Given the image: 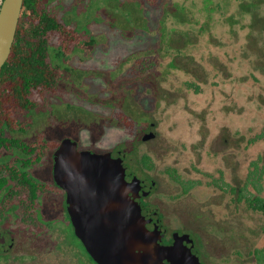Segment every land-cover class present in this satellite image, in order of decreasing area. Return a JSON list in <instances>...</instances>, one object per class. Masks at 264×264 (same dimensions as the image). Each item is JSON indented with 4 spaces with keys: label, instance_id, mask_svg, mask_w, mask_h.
<instances>
[{
    "label": "rangeland",
    "instance_id": "rangeland-1",
    "mask_svg": "<svg viewBox=\"0 0 264 264\" xmlns=\"http://www.w3.org/2000/svg\"><path fill=\"white\" fill-rule=\"evenodd\" d=\"M45 3L91 41L62 58L52 38L62 77L24 114L27 132L14 135L120 150L127 172L156 182L148 205L178 227L190 221L208 239L215 254L208 264H259L247 248L264 246V214L248 204L252 187L240 186L256 162L264 197V0ZM138 56L156 61L145 74L133 70ZM149 131L155 136L142 140ZM52 152L30 169L50 184ZM40 204L42 216L58 226L39 236L15 229L18 242L0 264H62L61 256L52 262L50 243H60L64 230L78 245L65 194L44 193ZM14 216L9 211L4 222ZM34 251L40 262L22 258Z\"/></svg>",
    "mask_w": 264,
    "mask_h": 264
},
{
    "label": "trees",
    "instance_id": "trees-1",
    "mask_svg": "<svg viewBox=\"0 0 264 264\" xmlns=\"http://www.w3.org/2000/svg\"><path fill=\"white\" fill-rule=\"evenodd\" d=\"M54 36L58 56L62 58L69 56L76 45L91 41L80 30L61 21L47 8L45 0H23L11 50L0 69V221L13 211L16 225L39 231L48 226L40 211L41 196L64 190L55 182L50 184L37 178L30 169L41 164L59 142L42 133L31 140L14 133L27 132L29 121L23 118L24 114L39 106L38 98L55 92L62 77V67L51 52ZM155 62L138 56L133 70L145 74ZM142 158L148 165V156ZM253 167L249 176L257 172L259 165L254 162ZM171 174L179 181L173 170ZM247 199L252 208L264 214V197L251 193Z\"/></svg>",
    "mask_w": 264,
    "mask_h": 264
},
{
    "label": "water",
    "instance_id": "water-1",
    "mask_svg": "<svg viewBox=\"0 0 264 264\" xmlns=\"http://www.w3.org/2000/svg\"><path fill=\"white\" fill-rule=\"evenodd\" d=\"M22 1L0 4V69L11 50ZM154 136L149 131L142 140ZM52 155V177L65 192L74 232L99 264H201L189 246L158 244L161 226L147 228L152 217L138 201L156 188V182L127 172L123 152L78 149L76 141L65 137ZM7 248L0 247V252Z\"/></svg>",
    "mask_w": 264,
    "mask_h": 264
},
{
    "label": "flooded vegetation",
    "instance_id": "flooded-vegetation-1",
    "mask_svg": "<svg viewBox=\"0 0 264 264\" xmlns=\"http://www.w3.org/2000/svg\"><path fill=\"white\" fill-rule=\"evenodd\" d=\"M151 126L154 125L153 122L150 123ZM253 164H252V169H253ZM252 176L250 175V172H248L246 179L244 183L240 187H248L251 186L253 189V194H256L258 196H262L261 193H259L260 189V167L257 168V172L251 173ZM230 189V188H229ZM185 190V188H184ZM238 191H241V188L237 189ZM153 192H149L147 195L142 196L139 198V203L141 205V208L144 210V212L149 213L152 217L151 221L147 223V228L153 229L155 227L161 226V230L159 232L160 238L158 239V244L160 246H172L173 244L179 245L181 247H187L189 246L192 250V252L196 253L199 261L201 264H208V261L206 260L207 255L213 254L214 249H212V246L210 247V243L208 242V239L203 237L201 234L199 235L195 230H193L191 226L190 221H183L181 222V225L178 227L173 224V221L171 219H163V214L159 210L158 207L152 208L148 205L147 201L151 195H153ZM65 194V192H64ZM263 197V196H262ZM66 202V201H65ZM249 204V201H248ZM48 221V226L42 231L39 230H33L30 227H23V226H18L16 225V219L6 221L2 219L0 222H2L5 225V229H2V226L0 228L2 229L1 231V236L2 238L0 239V247H5L8 245V248L0 252V256H6V254H9L10 251L14 250L16 244H17V238L15 237V229L19 228H25L29 229L31 234L33 236H39L42 235L43 233L47 232L50 228H54L58 225L51 223L53 219H45ZM71 222V221H70ZM72 226V223H71ZM61 227V226H59ZM73 228V226H72ZM75 238L79 243L73 244L72 242L67 241L66 237V232L64 230V236L61 237L60 243L57 241L56 244L54 245L52 242L50 243L53 245L52 250L54 253H50L54 258L52 259L53 261H57V258L59 256L63 257L62 264H99L89 253V251L86 249L84 244L81 242L79 237L74 232ZM31 243V241H29ZM248 253L252 252V255L255 257L256 263H262L264 264V246L262 248L259 247H253L250 249V247L247 248ZM212 251V252H211ZM62 253V254H60ZM23 259H26L27 255L32 259L37 257L38 254L35 253V251L24 253ZM27 254V255H26ZM35 256V257H34ZM56 258V259H55ZM212 258V257H211ZM35 260V259H34ZM38 261L40 262V258H38ZM57 264V262H56ZM147 264H153V262H148ZM157 264H169L167 260H159Z\"/></svg>",
    "mask_w": 264,
    "mask_h": 264
}]
</instances>
